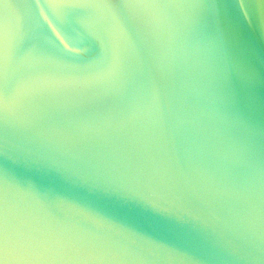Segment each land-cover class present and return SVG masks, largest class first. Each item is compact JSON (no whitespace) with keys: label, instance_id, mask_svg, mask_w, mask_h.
I'll return each instance as SVG.
<instances>
[{"label":"water","instance_id":"1","mask_svg":"<svg viewBox=\"0 0 264 264\" xmlns=\"http://www.w3.org/2000/svg\"><path fill=\"white\" fill-rule=\"evenodd\" d=\"M0 264H264V0H0Z\"/></svg>","mask_w":264,"mask_h":264}]
</instances>
